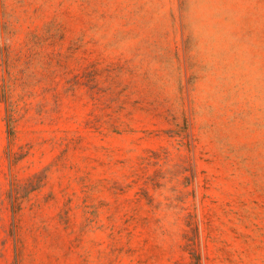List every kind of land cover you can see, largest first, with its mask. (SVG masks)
<instances>
[{
    "label": "rangeland",
    "instance_id": "374dc122",
    "mask_svg": "<svg viewBox=\"0 0 264 264\" xmlns=\"http://www.w3.org/2000/svg\"><path fill=\"white\" fill-rule=\"evenodd\" d=\"M0 264H264V0H0Z\"/></svg>",
    "mask_w": 264,
    "mask_h": 264
},
{
    "label": "trees",
    "instance_id": "16d2710c",
    "mask_svg": "<svg viewBox=\"0 0 264 264\" xmlns=\"http://www.w3.org/2000/svg\"><path fill=\"white\" fill-rule=\"evenodd\" d=\"M10 135H12V131L10 132Z\"/></svg>",
    "mask_w": 264,
    "mask_h": 264
}]
</instances>
